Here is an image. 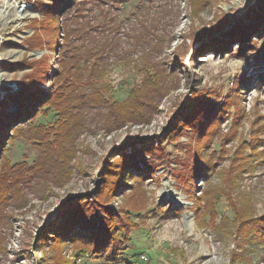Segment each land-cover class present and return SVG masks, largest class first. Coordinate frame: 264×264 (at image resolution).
Wrapping results in <instances>:
<instances>
[{"label":"rangeland","instance_id":"obj_1","mask_svg":"<svg viewBox=\"0 0 264 264\" xmlns=\"http://www.w3.org/2000/svg\"><path fill=\"white\" fill-rule=\"evenodd\" d=\"M34 1L0 0V100L43 55L42 87L56 89L63 26L73 16L121 38L147 19L166 75L145 77L141 49H132L134 62H111L99 80L103 106L87 126L58 133L46 106L10 130L0 167L37 164L44 148L50 157L45 171L25 170L23 191L0 207V264L106 263L54 242L50 227L69 200L91 202L107 162L123 158L138 176L107 205L139 226L121 255L128 263L264 264V0H83L52 21L62 27L52 47ZM115 116L128 122L114 128ZM97 215L107 217L102 208Z\"/></svg>","mask_w":264,"mask_h":264},{"label":"trees","instance_id":"obj_2","mask_svg":"<svg viewBox=\"0 0 264 264\" xmlns=\"http://www.w3.org/2000/svg\"><path fill=\"white\" fill-rule=\"evenodd\" d=\"M81 1L83 0H51L46 4L42 0L34 1L36 5L39 4L44 17L48 19L43 27L44 32L50 36L46 39L47 46L52 47L56 43L53 33L56 35L62 28L60 25H54L52 21L58 20V17L64 16L65 13L68 14L67 11ZM75 16L78 18V15ZM137 23L139 28L133 27L131 33L124 31L125 38H121L114 30L111 32L108 28H103L95 31L87 21L75 19L74 16L67 19L62 32L64 42L58 52L59 67L54 74L53 86L56 89L47 91L42 87L46 76L49 75L44 61L46 55H43L40 61L33 60L25 64L32 72L19 81V90L14 94H7L0 100V152L3 143L13 134L10 130L13 131L20 124L28 123L46 106L48 107L45 112L53 109L58 116V133L69 130L72 122H75L76 126L80 122L81 129L87 126L88 119H95L93 109L100 114L103 106V88L99 85V80L107 74L111 62H134L136 59L133 57L135 53L132 49H141V56L146 61L140 69L144 76H153L157 81H162L166 70L162 68L161 61L152 56V50L158 45L154 26L143 18ZM153 38H156V42ZM89 111L93 113L90 115ZM111 114L112 111L103 121L107 122ZM127 122L126 116H115V120L112 121L114 128H119ZM43 133L48 131L43 130ZM39 136L34 138L37 140ZM41 155L39 161H45L41 165L39 162L32 166L21 163L11 167L8 165L0 167V207L8 196L13 198L16 192L23 191L26 182L25 170L28 173L45 171L46 161L50 157L48 150L44 148ZM50 160H53V157ZM107 165L104 169L106 174L100 178L99 187L93 193L94 199L89 203L80 198L69 200L62 209L63 215L58 219L59 224L54 228L51 226L50 230H53L51 234L54 242L62 244L66 241L73 242L79 249V254L105 256L107 262L104 264H130L121 255L126 249L131 231L139 226L122 208L111 209L107 204L119 194L121 188L128 186L127 182L131 176L134 178L138 175L133 176L132 169L129 170L131 164L124 158L109 161ZM101 208L107 217L97 215ZM97 219L101 222L98 228Z\"/></svg>","mask_w":264,"mask_h":264},{"label":"built area","instance_id":"obj_3","mask_svg":"<svg viewBox=\"0 0 264 264\" xmlns=\"http://www.w3.org/2000/svg\"><path fill=\"white\" fill-rule=\"evenodd\" d=\"M12 88H13V90H14V89L16 90L17 87H16V85H13ZM140 258H141L142 260H144V261L148 260V257H147L146 255H141Z\"/></svg>","mask_w":264,"mask_h":264}]
</instances>
